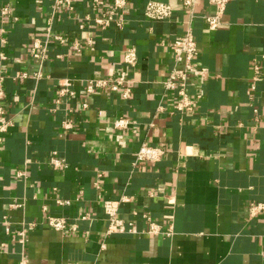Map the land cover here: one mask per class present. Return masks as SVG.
Returning a JSON list of instances; mask_svg holds the SVG:
<instances>
[{
  "label": "crops",
  "instance_id": "0c3cea01",
  "mask_svg": "<svg viewBox=\"0 0 264 264\" xmlns=\"http://www.w3.org/2000/svg\"><path fill=\"white\" fill-rule=\"evenodd\" d=\"M148 1L129 0L123 27L100 30L83 21L95 15L93 0H73L53 26L70 44L50 43L41 65L30 51L44 40L54 0H0L12 11L0 16L8 56L0 110L12 121L0 141V264H264V213H249L264 202V0H231L215 30L205 20L216 12L209 0L191 11L157 0L175 9L162 21L144 17ZM188 30L207 78L190 79L195 107L184 113L164 82L174 67L168 42ZM89 38L93 49L83 45ZM131 48V99L84 91L86 80L125 68ZM38 71L40 80L15 79ZM67 80L75 96L57 103ZM119 118L125 129L113 127ZM144 143L165 150L159 162L135 164ZM122 197L126 229L107 233L104 205ZM50 217L65 229L50 227Z\"/></svg>",
  "mask_w": 264,
  "mask_h": 264
},
{
  "label": "built area",
  "instance_id": "2783aa9c",
  "mask_svg": "<svg viewBox=\"0 0 264 264\" xmlns=\"http://www.w3.org/2000/svg\"><path fill=\"white\" fill-rule=\"evenodd\" d=\"M231 0H209V3L215 7L216 12L212 16H206L205 20L210 30H215L221 25V17L224 15L227 4ZM181 7L191 11L196 3V0H180ZM129 0H111L108 4L103 0H93V6L95 8V15H87L84 22H90L100 30H106L111 27L122 28L124 23L121 18V14L129 6ZM61 9H67V11H73V0H54L53 11L49 17L46 18L45 36L44 40L36 38L34 39L30 56L33 60L37 61L41 65L46 59V53L50 43L58 45H66L69 43L68 38L54 31V21L57 13ZM175 9L171 2H163L157 0H149L143 9V15L150 21H162L170 19L173 16ZM11 7L5 6L0 9V16L2 18L11 17ZM80 28H84V24L80 25ZM7 43L5 38V31L0 33V44L5 45ZM93 39H86L84 46L93 49ZM73 51L78 53L81 51L82 43L74 41L71 43ZM168 46L171 48L174 55V67L169 72L167 80L164 82V87L168 91H174L176 93L175 110L191 113L195 107V101L192 99L187 91V87L191 78L195 77L199 79L201 83L206 81L207 71L200 67L196 61L198 55L197 42L193 37L190 30L184 32L182 35L169 40ZM58 58L61 55L57 56ZM8 56L5 52H0V67L3 61H6ZM123 62L125 68L119 69L113 75L90 78L84 82V91L88 94H94L96 92H104L109 94H115L124 100L131 99L133 96L134 81L129 76V69L135 67L138 62V56L134 48L127 49L123 53ZM181 66V67H180ZM254 82L261 80L260 68L254 67ZM44 75L38 71L33 74L27 72H19L15 75L16 80L23 79H35L40 80ZM57 103L61 101L62 97H74L75 92L71 88L72 82L67 80L59 85ZM4 77L0 76V99L4 97ZM164 108L159 107L158 111H162ZM257 112V111H255ZM128 125V121L125 118L116 119L113 123V127L117 130L125 129ZM12 126V121L7 117L4 110H0V141L8 129ZM65 129L70 127L69 123H65L63 126ZM165 150L162 147L143 144L139 150L134 154L135 164H153L159 162L164 155ZM58 166V165H57ZM128 197H122L119 201H109L105 203L104 210L108 216L109 227L107 233L123 232L126 229L124 222L118 218V209L120 203L128 202ZM63 204V201H59ZM69 203V202H65ZM249 213L251 217H257L264 213V202L251 204L249 206ZM49 225L55 230L62 231L65 229L64 219L49 218ZM157 230L154 225H151L150 232L155 233ZM74 264V263H67Z\"/></svg>",
  "mask_w": 264,
  "mask_h": 264
}]
</instances>
